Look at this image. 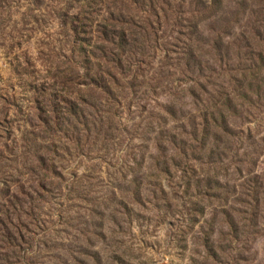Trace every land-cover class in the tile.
Instances as JSON below:
<instances>
[{"label": "rangeland", "instance_id": "374dc122", "mask_svg": "<svg viewBox=\"0 0 264 264\" xmlns=\"http://www.w3.org/2000/svg\"><path fill=\"white\" fill-rule=\"evenodd\" d=\"M66 1L11 0L12 8L0 20V28L5 30L0 35V218L6 214L16 223L22 217L28 226L32 241L27 251L30 259L25 264H77L71 260L76 256L72 254L84 250L93 257L100 255L103 264H118L114 256L119 251H124L119 264H190L195 256L194 237H188L190 244L183 251L168 247L165 243L170 223L165 221V197L157 203L152 196L155 193L160 198L161 185L169 193L177 187V178L163 177V162L168 153L174 154L169 144L171 136L180 133L192 116H199L197 108L204 109L199 98L208 97L201 86L206 85L211 94L214 90L223 92L225 87L231 91L229 81L234 80L236 89L232 94L242 96V74L247 73L254 84L264 80V0H195L193 9L187 5L189 0H156V7L149 0H135L134 27L129 26V19L128 25L123 19L119 25L132 28L134 34V47L119 45L126 52H134V95L120 107L121 112H117L119 106L105 109L118 115L107 116L114 126L109 131L113 136L93 147L74 143L76 130L70 132L64 127L45 133L39 129L36 98L39 102L53 98L43 93L35 95L34 88L46 93L67 90L58 86L62 78L59 72L73 65L71 50L76 39L59 18L60 8L70 12ZM202 3L209 8L204 9ZM115 4L126 13L125 18L132 15H127L129 6ZM196 10L199 20L194 48L202 55L198 59L215 70L200 87L199 75L184 76L172 69L178 64L177 56L172 54L180 39L178 24L188 27L187 20L192 18L189 13ZM24 60L30 64L26 66ZM216 60H224L222 68ZM16 61L24 70L13 71ZM254 62L261 69L251 73L249 68ZM199 67V61H191L195 72ZM79 90L85 102L101 109L100 88L76 87V92ZM82 105L91 110L90 105ZM248 106L239 107L237 115L226 112L236 134L233 139L224 137L221 145L214 144L212 138L206 146L201 142L198 149L202 152L196 156L199 161H194L199 168L192 174H210L229 188L242 179L239 174L264 177V106L258 111ZM81 127L79 134L83 135L85 127ZM42 154H46L47 163L41 161ZM40 182L45 191L40 190ZM92 210L96 211L92 214ZM205 218L216 231L220 229V209L207 208ZM90 220L95 226H104L110 238L108 245L89 234L85 223ZM114 220L125 229L113 233L110 228ZM195 231L200 232V225ZM248 236L243 246L246 261L239 264H264V227L248 229ZM86 237L93 241V251L87 248ZM12 260L0 253V264ZM237 260L233 259L232 264H238ZM87 264L96 262L88 260Z\"/></svg>", "mask_w": 264, "mask_h": 264}, {"label": "trees", "instance_id": "16d2710c", "mask_svg": "<svg viewBox=\"0 0 264 264\" xmlns=\"http://www.w3.org/2000/svg\"><path fill=\"white\" fill-rule=\"evenodd\" d=\"M31 1L39 2L40 0ZM134 1L67 0L65 5L70 12L60 8L61 16L59 18L62 25L66 26L76 39L75 46L71 50L73 65L70 70L59 72L62 78L58 86L62 89L67 87V90L46 93L34 88L35 95L43 93V95L53 98V100L46 99L42 102H39L38 98H36L37 110L40 114L38 116L39 129L41 131L50 133L64 129V127L70 132L76 130L77 132L73 138L74 143L75 141L79 145L86 143V147L89 145L90 147L96 146L99 141L103 139L109 140L113 136L109 131L114 126L107 119V116L118 117L117 112H121L120 107L125 105L127 98L134 95V59L132 58V56L134 57V52H126L127 50H124L122 45L119 46L121 43L130 46L129 48L134 47V34L132 31L134 27ZM149 1L151 6H158L156 0ZM180 1L184 2V0ZM194 1L189 0L190 4L187 3L189 8H192ZM115 2L129 6L130 9L127 15H132L125 18L126 13L124 14ZM71 3H77L79 7ZM203 6L204 9L209 8L206 4H203ZM159 7L163 12H166L162 8L163 6ZM11 8V0H0V20L7 13V10ZM197 13V10L194 13H189L192 18L190 17L187 20L188 27L178 24L180 27L178 32L180 39H177L176 49L172 50V54L177 56L178 64L172 66V69H178L180 74L184 76L187 74L199 75L200 78L197 80V85L200 87L203 80L212 78L211 72L215 70L210 64H204L198 59L202 55L199 54L198 48H194V43L197 41V34H195L196 21L199 20ZM94 16L97 19L93 18ZM121 19L127 20L125 25H128L127 22L130 20L129 26L132 28L119 26L122 23ZM3 31L5 32L3 28H0V35ZM130 42L132 43L131 45ZM11 53L7 52V54ZM262 54H259V56L263 57ZM78 59L81 61L78 62ZM191 61H199L200 67L197 72L191 68ZM222 61L224 60L217 61L215 64L222 68ZM24 64L28 66L30 63L25 61ZM225 65H228V62ZM21 67V64L17 62V67H13V71L16 72ZM259 67L254 62L249 69L252 73L255 70L260 71L261 68ZM21 70L24 69L21 68ZM240 82V91H244L242 96L232 94V91L236 89L234 80L229 81V85L232 86L231 91L225 87L223 92L214 90L212 93L214 95L206 90V85L201 86L206 93V97H208L207 100L199 98L200 106L204 109L197 108V112L201 111L199 116H192L182 127L180 133L171 136L173 141H169V144H172L171 148L174 154L170 155L168 153L166 160L163 162L165 168L162 170L163 177L168 179L177 178V187H174L175 190L169 193L161 185L159 188L160 198H157L155 193L152 196V199L157 201V203L165 197V199H162L167 207L165 221L170 223V231L167 243H165L168 244V247L183 251L190 244L188 237L190 235L194 237V241H192L195 244V250L193 251L195 256L190 258V264H207L208 261L232 264L235 258L238 259V264L241 261L244 263L246 261L244 254L247 253V250L243 246L249 239L248 229L257 231L260 226L264 227V177L261 178L257 174L249 173L239 174L242 179L236 184V187L229 188L227 185L225 187L215 181L210 174H192L197 172L199 168L194 161H199L196 156L202 152L201 149H198L201 146V142H204V146H206V142L212 138L214 144L221 145L224 137L233 139L236 136L230 124V116L226 112H232L237 115L239 107L243 108L246 105H249V109H255L256 111H258V108H263L264 80L261 79V82L254 84L252 80H248V74L244 73L242 78H240ZM76 87L86 89L100 88L102 91V96L99 98L101 109L85 102V99L81 97L82 90L76 92ZM46 88V90H52L51 87ZM70 89L73 90L71 91ZM251 96L255 97V99L251 100ZM83 103L90 105L91 110L84 108ZM117 106H119L117 112L111 113L105 110L106 108L112 109V107L116 108ZM205 110L207 111L204 112ZM247 111L250 112V110ZM81 125L85 127V134L83 135L79 134ZM125 130L129 132L126 128ZM1 138L2 134H0ZM161 147L165 148L164 146ZM161 147H158V149L162 153ZM165 150L167 151L166 148ZM203 150H205V147ZM42 155L43 157H40V159L45 163L47 156L46 154ZM200 168H203V164H201ZM39 188L42 191L46 190L41 182ZM113 195L117 196L118 194L114 193ZM12 198L14 200L17 199L13 196ZM7 203H12V201ZM3 207L9 209V207ZM125 207L128 209L127 206ZM209 207L220 209L223 215V221L218 224L220 227L218 231L215 230L213 224H208L206 221L205 213ZM96 210H92V214ZM30 211L33 212L31 208ZM3 217L0 218V253H4L6 257L13 259L12 261H7L8 264H25L30 259L27 251L31 247L32 240L30 236L32 234L28 226L23 222L22 217L17 218L16 223L12 218H9V215L4 214ZM25 217L33 227L39 229L32 220H29V216V218ZM199 225L200 232H196V226L199 227ZM85 226L90 228L88 230L89 234L99 237L104 244L108 245L107 242L110 238L103 225L95 226V223L90 220V222L85 223ZM123 227V224L114 220L113 227L110 230L116 233L117 229L124 230L125 228ZM129 233L130 235L134 233L130 227ZM216 235L218 236L217 238ZM86 240L88 243L87 248L89 251H93L95 246L92 243L93 241L87 237ZM236 245L241 246V248L237 249ZM122 252L124 251H119L114 256L118 264L123 260ZM70 254H72V251ZM72 255H76L72 256L71 260L77 264H87L88 260H94L96 264H103V259L100 255L93 257L88 250ZM183 259L184 257L179 258L181 262ZM27 263L30 264V262ZM66 263L69 264L68 262Z\"/></svg>", "mask_w": 264, "mask_h": 264}]
</instances>
